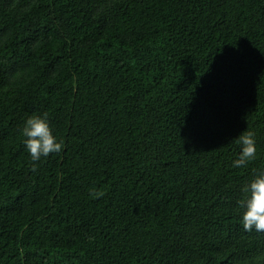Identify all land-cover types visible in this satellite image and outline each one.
Returning a JSON list of instances; mask_svg holds the SVG:
<instances>
[{
  "label": "trees",
  "instance_id": "16d2710c",
  "mask_svg": "<svg viewBox=\"0 0 264 264\" xmlns=\"http://www.w3.org/2000/svg\"><path fill=\"white\" fill-rule=\"evenodd\" d=\"M45 113L64 147L33 162ZM253 170L264 0H0V264H264Z\"/></svg>",
  "mask_w": 264,
  "mask_h": 264
},
{
  "label": "clouds",
  "instance_id": "9594fccd",
  "mask_svg": "<svg viewBox=\"0 0 264 264\" xmlns=\"http://www.w3.org/2000/svg\"><path fill=\"white\" fill-rule=\"evenodd\" d=\"M24 137L23 143L30 153L33 162L39 161L42 156L47 157L50 153H60L64 147L63 141H57L52 134L47 120V113L43 115L29 116L21 129ZM241 145V151L233 166L247 168L256 159L255 133L244 130L236 138ZM31 170L35 172L37 165L32 164ZM251 180L242 186V198L237 202L243 208L241 222L245 231L264 232V170H253ZM103 191L92 190L90 196L102 197Z\"/></svg>",
  "mask_w": 264,
  "mask_h": 264
}]
</instances>
